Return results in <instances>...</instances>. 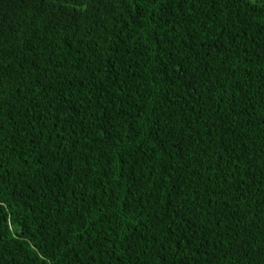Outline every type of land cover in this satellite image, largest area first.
I'll use <instances>...</instances> for the list:
<instances>
[{
	"label": "trees",
	"instance_id": "1",
	"mask_svg": "<svg viewBox=\"0 0 264 264\" xmlns=\"http://www.w3.org/2000/svg\"><path fill=\"white\" fill-rule=\"evenodd\" d=\"M0 264H264V0H0Z\"/></svg>",
	"mask_w": 264,
	"mask_h": 264
}]
</instances>
